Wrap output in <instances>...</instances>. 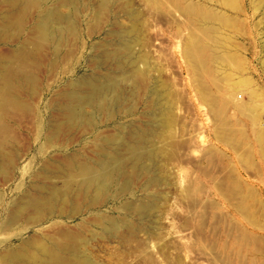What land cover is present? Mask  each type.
<instances>
[{"label": "rangeland", "instance_id": "374dc122", "mask_svg": "<svg viewBox=\"0 0 264 264\" xmlns=\"http://www.w3.org/2000/svg\"><path fill=\"white\" fill-rule=\"evenodd\" d=\"M77 2L59 9L75 19L76 34L43 56L28 46L36 81L16 85L21 106L7 109L1 121L2 151L20 157L15 171L0 173V254L65 243L71 235L86 264H264V1ZM11 9L0 0V18ZM31 15L24 33L10 31L0 44V56L16 72ZM124 45L131 46V57L124 56ZM118 59L140 79L137 86L122 83L123 105L100 116L95 129L67 127L70 132L44 145L53 104L69 84L93 75L101 83L110 75L121 80ZM84 110L92 113L87 105ZM159 111L167 126L146 148L155 150L154 163L138 172L129 165L126 190L100 199L92 213L35 223L29 211L1 227L30 185L61 186V178L40 170L61 166L60 149L90 154L95 135L100 140L127 132L132 123L146 130V121L155 119L147 113ZM54 120L65 121L58 112ZM151 202L152 208L140 210ZM0 257V264H10Z\"/></svg>", "mask_w": 264, "mask_h": 264}, {"label": "bare ground", "instance_id": "6f19581e", "mask_svg": "<svg viewBox=\"0 0 264 264\" xmlns=\"http://www.w3.org/2000/svg\"><path fill=\"white\" fill-rule=\"evenodd\" d=\"M75 1L77 2V0H2L12 9L0 18V44L3 41V35L10 31L14 30L18 34L24 33L27 29L26 19L33 11L34 14L31 15L33 23L28 29L31 36L17 49L20 71H14L11 64L0 56V112H2L0 113V132L4 128L1 126V121L5 116L4 112L9 108L21 106L18 104L19 93L15 88L16 85L25 88L27 84L36 81L34 72L31 70L33 68L31 61L35 62L36 57L28 51V46L32 45L31 51L34 50L38 56H43L47 47L56 51L66 41L67 34H76L75 19L64 16L59 10L61 7H76ZM258 1L263 2L264 0ZM122 51L124 56L125 54L132 56L130 45H124ZM118 62L117 69L122 75L121 80L110 75L106 83H101L99 76L93 75L69 84V89L62 93L63 100H58L53 104L52 114L48 118L51 124L44 130L42 137L44 145L58 138L62 133L70 132L67 127L95 129L99 125L100 116L110 115L111 113L106 112L112 106L121 107L123 105L126 94L122 83L132 82L137 86L140 84V79L135 73H128L121 66L119 59ZM152 94L156 100L161 99L162 92L158 88H154ZM86 105L91 107V114L85 112ZM55 112L61 113L65 121L54 124ZM161 112L147 113L155 119L146 121L149 126L146 130L132 123L127 127V132L118 130L115 135L100 137V140L99 134L95 135L94 149L90 154L86 151L83 152L85 154H81L80 151L79 153H65L60 149L61 166L56 164L57 167L52 168L45 163L46 165L44 164L45 166H42L40 170L48 176L61 178V186L51 182L30 185L24 193V190L22 191L21 199L16 201L11 209H8L7 220L1 227L14 224L20 216L29 211L32 212L30 219L35 223L45 222L56 214L60 217L66 215L71 218L79 212L92 213L91 210L99 207L100 199L109 193L126 190L130 184V177L126 172L129 165L135 172H138L144 165L149 167L147 163L150 165L154 163L155 150L146 148L155 143L156 131L167 126L163 119L166 113ZM1 141L0 173L5 174L9 169L15 171L17 159L20 156L16 152L8 154L2 151L4 144ZM108 147L112 151L108 152ZM39 174H37L38 177L42 176ZM36 181V176H34L33 182ZM153 205L154 203L151 202L139 206L140 210L147 211ZM104 223L113 229L117 227V222L112 219H107ZM96 224L99 226V218ZM75 242L78 243L77 239L70 235L65 243L51 240L50 246L43 244L40 248L32 250L27 248L19 250V247L17 248L19 251L12 250L8 253L6 251V254L1 253L0 256L3 255L1 260L10 264H86L84 258L78 254L77 248L73 246Z\"/></svg>", "mask_w": 264, "mask_h": 264}]
</instances>
